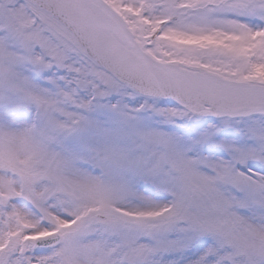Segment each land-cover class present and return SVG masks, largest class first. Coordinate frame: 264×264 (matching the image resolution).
I'll use <instances>...</instances> for the list:
<instances>
[{
    "label": "snow or ice",
    "instance_id": "1",
    "mask_svg": "<svg viewBox=\"0 0 264 264\" xmlns=\"http://www.w3.org/2000/svg\"><path fill=\"white\" fill-rule=\"evenodd\" d=\"M0 264H264V0H0Z\"/></svg>",
    "mask_w": 264,
    "mask_h": 264
}]
</instances>
